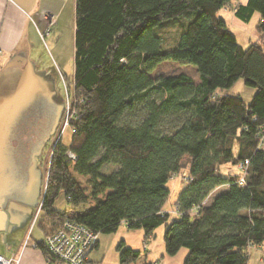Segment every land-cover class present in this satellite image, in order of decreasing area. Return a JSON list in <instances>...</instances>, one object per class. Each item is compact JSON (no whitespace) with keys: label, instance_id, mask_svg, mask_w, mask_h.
Listing matches in <instances>:
<instances>
[{"label":"trees","instance_id":"obj_1","mask_svg":"<svg viewBox=\"0 0 264 264\" xmlns=\"http://www.w3.org/2000/svg\"><path fill=\"white\" fill-rule=\"evenodd\" d=\"M231 3L74 0L76 112L69 145L50 160L38 213L44 239L35 244L49 264L63 263L45 239L67 220L97 242L125 226L147 243L163 227L165 254L186 249L183 264H247L253 248L264 252V0ZM228 7L243 22L259 14L260 43L238 44L216 16ZM164 62L195 68L198 81L153 78ZM240 79L254 90L248 103L225 92ZM225 166L236 172L222 175ZM183 172L189 180L169 221L167 185ZM60 197L67 210L56 209ZM116 252L118 264L141 255L124 241Z\"/></svg>","mask_w":264,"mask_h":264},{"label":"rangeland","instance_id":"obj_2","mask_svg":"<svg viewBox=\"0 0 264 264\" xmlns=\"http://www.w3.org/2000/svg\"><path fill=\"white\" fill-rule=\"evenodd\" d=\"M44 2L51 5L48 12L52 14L53 23L47 29L45 25L39 30L38 39L29 43L27 50H20L19 54L24 52L22 60L15 58L9 66L0 69V209L14 203L29 212L23 221L0 232L1 255H6L7 249L22 238V243L27 241V245L42 239L37 211L46 187L50 160L57 145H69L71 120L76 112V101L72 98L74 0H40L39 4L47 8ZM232 2L236 3V0ZM229 8L220 10L216 16L226 22L228 31L246 48L248 35L254 32L259 14L255 13L254 18L243 22ZM35 19V13L28 16L29 21ZM176 22L186 23L188 19L181 17ZM180 74L193 82L198 81L195 68L173 62L162 63L152 77ZM251 90L240 79L225 92L237 93L247 103V91ZM112 169L106 166L104 171ZM225 171L236 172L231 166L221 168L222 175ZM181 176L173 177L167 185L170 192L162 208L170 214L169 221L176 219L172 210L184 187ZM78 179L85 184L84 178ZM55 206L60 211L68 209L62 197ZM163 232V227L156 229L154 237L147 243L143 242L141 230H127L125 226L114 234L100 235L106 241L102 243L101 263L95 264H118L116 246L124 238L127 247L141 252L139 260L132 264H183L188 251L182 248L175 256H167Z\"/></svg>","mask_w":264,"mask_h":264},{"label":"crops","instance_id":"obj_3","mask_svg":"<svg viewBox=\"0 0 264 264\" xmlns=\"http://www.w3.org/2000/svg\"><path fill=\"white\" fill-rule=\"evenodd\" d=\"M39 1L40 0H38L36 4V0H0V69L9 66L15 58H17L18 60H22L24 58V52L23 54H19V52H21L20 50H22V48L23 50H27L29 43H34L35 39H38V35H40L39 30L42 29L43 26L46 25V29L50 27L48 20H45L42 14L46 13L52 16V14L48 12V6L51 5H48L47 2H44L45 4H43L47 5V8H45L44 6L42 7V5L39 4ZM247 1L248 0H236V3L232 2L231 5L233 7L237 4L245 5ZM40 9L43 10H41V13L39 15L38 11ZM226 9L227 8H225L224 10ZM229 9L233 13L232 7ZM31 13H35L36 19L34 20V22L28 20V16ZM254 15L255 13L253 14L252 18H254ZM256 19L258 24L260 16H257ZM248 36L249 45L256 42L260 43L256 30H254L253 33H249ZM253 94V90H251L250 92L247 91V95H249L247 103L251 100ZM241 98L246 103L245 99L243 97ZM127 236L128 234L126 235V239ZM43 239L44 236L42 233V239L40 241H32L31 244L23 247L22 238L21 241L16 243L13 247L7 249L8 251H6V255H0L5 258H14L15 264H49L48 258H46L43 253L36 248L35 245L36 243L41 242ZM104 239L106 238H103V236L100 235L98 236L96 248H94L87 256V261L89 262V264L101 263L102 259L99 260V258L100 254L103 251L102 243L106 241ZM121 241H124L126 245L125 238ZM93 251H95V253ZM161 258H163V256H161ZM263 260L264 252L261 249L253 248L250 252L247 264H264Z\"/></svg>","mask_w":264,"mask_h":264},{"label":"built area","instance_id":"obj_4","mask_svg":"<svg viewBox=\"0 0 264 264\" xmlns=\"http://www.w3.org/2000/svg\"><path fill=\"white\" fill-rule=\"evenodd\" d=\"M42 16L48 20L49 26L53 23V18L49 14L43 13ZM67 156L69 159L75 160L72 154L67 153ZM238 168L242 171L243 165L239 164ZM181 177L184 182L189 180L186 172H183ZM240 183H243L242 179ZM38 213L39 209L37 216ZM96 243L97 235L71 220L63 222L60 229L45 239L49 253L63 264H82ZM26 245L27 241L23 243V247ZM0 264H15V261L14 258H5L0 255Z\"/></svg>","mask_w":264,"mask_h":264},{"label":"water","instance_id":"obj_5","mask_svg":"<svg viewBox=\"0 0 264 264\" xmlns=\"http://www.w3.org/2000/svg\"><path fill=\"white\" fill-rule=\"evenodd\" d=\"M10 207H12L14 210H22L25 211L26 213L27 210L24 207H21L19 205H16L14 203H10ZM9 211V210H8ZM11 213V211H9ZM21 219H19L16 216L11 215L8 217L6 212L4 211L3 208L0 209V232L4 231L6 227H13L14 225H17L20 222Z\"/></svg>","mask_w":264,"mask_h":264},{"label":"flooded vegetation","instance_id":"obj_6","mask_svg":"<svg viewBox=\"0 0 264 264\" xmlns=\"http://www.w3.org/2000/svg\"><path fill=\"white\" fill-rule=\"evenodd\" d=\"M57 141L58 140H56V142ZM3 209L6 212V214L8 215V217H10L11 215L16 216L19 219H21L20 222L23 221L24 218L26 217V212L25 211H22V210H14L12 207H10V203L9 204H6V206ZM8 210L11 211V213Z\"/></svg>","mask_w":264,"mask_h":264}]
</instances>
